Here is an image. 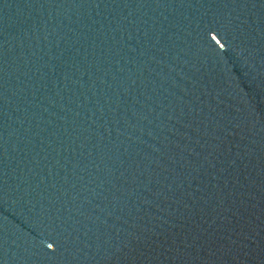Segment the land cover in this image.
<instances>
[{
  "label": "water",
  "instance_id": "95a60500",
  "mask_svg": "<svg viewBox=\"0 0 264 264\" xmlns=\"http://www.w3.org/2000/svg\"><path fill=\"white\" fill-rule=\"evenodd\" d=\"M264 78V0H0V264H156Z\"/></svg>",
  "mask_w": 264,
  "mask_h": 264
}]
</instances>
